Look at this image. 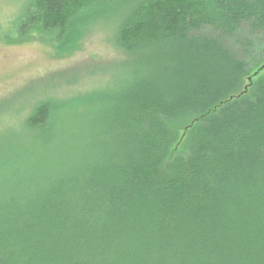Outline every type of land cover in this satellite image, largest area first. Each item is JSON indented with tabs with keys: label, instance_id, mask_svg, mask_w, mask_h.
Segmentation results:
<instances>
[{
	"label": "trees",
	"instance_id": "trees-1",
	"mask_svg": "<svg viewBox=\"0 0 264 264\" xmlns=\"http://www.w3.org/2000/svg\"><path fill=\"white\" fill-rule=\"evenodd\" d=\"M26 2L0 40L102 17L129 58L33 109L45 155H0V264H264V0Z\"/></svg>",
	"mask_w": 264,
	"mask_h": 264
},
{
	"label": "rangeland",
	"instance_id": "rangeland-1",
	"mask_svg": "<svg viewBox=\"0 0 264 264\" xmlns=\"http://www.w3.org/2000/svg\"><path fill=\"white\" fill-rule=\"evenodd\" d=\"M26 1L0 0V29H7L6 21ZM89 21V17L83 18L84 27L75 32L74 50L65 47L60 51L53 35L41 30L18 40H0V155H45L37 143L43 140L39 131L25 129L33 109L50 99L62 103L91 99L103 88L113 86L115 76L124 72L129 55L115 45L109 23H103L102 17ZM89 101L81 103L84 107L80 109L87 108ZM88 116L85 111L58 119L54 130L58 124L67 130L82 125L85 132ZM55 131L52 128L45 138Z\"/></svg>",
	"mask_w": 264,
	"mask_h": 264
}]
</instances>
